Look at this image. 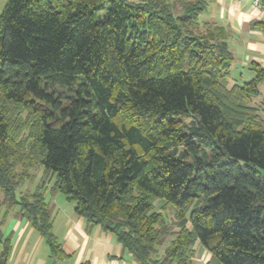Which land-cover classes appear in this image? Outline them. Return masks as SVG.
<instances>
[{
	"label": "trees",
	"instance_id": "trees-1",
	"mask_svg": "<svg viewBox=\"0 0 264 264\" xmlns=\"http://www.w3.org/2000/svg\"><path fill=\"white\" fill-rule=\"evenodd\" d=\"M205 10L203 0H6L0 225L17 209L65 261L50 184L135 264H192L196 242L207 264H264V95L254 103L264 67L230 84L227 31L200 22ZM0 243L6 264L1 230Z\"/></svg>",
	"mask_w": 264,
	"mask_h": 264
},
{
	"label": "crops",
	"instance_id": "crops-1",
	"mask_svg": "<svg viewBox=\"0 0 264 264\" xmlns=\"http://www.w3.org/2000/svg\"><path fill=\"white\" fill-rule=\"evenodd\" d=\"M203 1L206 10L199 21L221 26L227 31V44L234 59L230 84L252 79L250 65L255 63L264 67V8L252 6L251 0ZM260 1L264 5V1ZM259 88L261 95L254 103H259L264 95V84ZM260 113L264 118V106ZM39 178L37 176L35 182ZM35 186L28 185L24 189L32 191ZM49 187L50 184L45 191V201L51 208L52 231L68 258L65 261L52 258L43 238L25 219L17 216L15 209L0 225L1 238L9 239L11 249L6 264H135L110 233L100 227L86 230L83 218L74 213L73 205L62 200L60 194H52ZM2 248L0 243V252ZM209 260V252L196 242L192 264H207Z\"/></svg>",
	"mask_w": 264,
	"mask_h": 264
},
{
	"label": "rangeland",
	"instance_id": "rangeland-1",
	"mask_svg": "<svg viewBox=\"0 0 264 264\" xmlns=\"http://www.w3.org/2000/svg\"><path fill=\"white\" fill-rule=\"evenodd\" d=\"M5 2H6V0H5V1L3 0V4H2V1L0 2V13H1V11H2L4 5H5ZM36 173H37V176L39 177V176H40V171H37ZM37 182H38V180H37ZM37 182H36V183H37ZM27 186H28V183H26L23 187L20 188L21 191L23 192V190H25L24 188H26ZM59 196H60V198H61L62 200H65L64 197H63L61 194H60ZM166 244H167V241L165 240L164 245H163L162 247H164ZM160 249H161V248H160Z\"/></svg>",
	"mask_w": 264,
	"mask_h": 264
},
{
	"label": "built area",
	"instance_id": "built-area-1",
	"mask_svg": "<svg viewBox=\"0 0 264 264\" xmlns=\"http://www.w3.org/2000/svg\"><path fill=\"white\" fill-rule=\"evenodd\" d=\"M251 4H252V6L259 8V9L264 8V5L262 4V2L260 0H251Z\"/></svg>",
	"mask_w": 264,
	"mask_h": 264
}]
</instances>
